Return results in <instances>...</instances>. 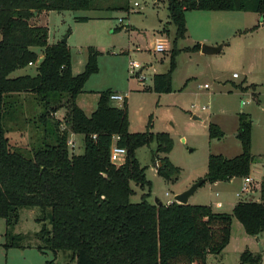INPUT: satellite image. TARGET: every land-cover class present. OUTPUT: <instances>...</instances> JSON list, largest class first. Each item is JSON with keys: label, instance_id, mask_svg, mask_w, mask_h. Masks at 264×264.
<instances>
[{"label": "trees", "instance_id": "obj_1", "mask_svg": "<svg viewBox=\"0 0 264 264\" xmlns=\"http://www.w3.org/2000/svg\"><path fill=\"white\" fill-rule=\"evenodd\" d=\"M165 1L174 33L167 70L151 76L149 90L155 94L171 90V71L178 52L175 44L186 32L185 12L264 14V0ZM118 9L129 11V5L118 0H0V219L4 220L8 241L4 247H19L16 240L23 239L12 232L19 211L38 208L49 227L43 224L35 234L42 242L36 248L55 256L70 252L75 264H206L207 255H218L227 245L231 218L249 237L264 231V185L257 201H237L230 213L213 212L206 205L149 203L150 183L135 152L153 143L151 162L158 163L156 175L174 182L179 169L166 157L171 138L165 132L149 131L150 118L145 131L129 132L126 100L114 106L111 90L98 92L96 109L86 115L76 99L89 77L98 72L99 52L88 47L82 72L73 75L68 45L61 41L49 44L47 27L31 24L42 12ZM187 50L197 51L199 45ZM32 65L34 75L9 77ZM27 96L40 106L37 123L42 131V142L31 154L11 146L4 128L6 121L14 120L23 110ZM60 109L65 114L56 120L54 114ZM61 125L64 130H60ZM250 129L249 115L239 113L235 138L240 152L232 158L208 154L205 182H227L249 174L253 162ZM69 132L82 136L81 154L69 152ZM115 136L117 146L126 151L118 166L109 160ZM207 136L219 140L223 132L209 123ZM131 182L147 189L139 203L130 201L134 194ZM260 260L258 253L245 250L238 264H260Z\"/></svg>", "mask_w": 264, "mask_h": 264}, {"label": "rangeland", "instance_id": "obj_2", "mask_svg": "<svg viewBox=\"0 0 264 264\" xmlns=\"http://www.w3.org/2000/svg\"><path fill=\"white\" fill-rule=\"evenodd\" d=\"M118 3H127L129 11H51L42 13L37 18V23L47 27L50 43L66 40L71 53L73 75L83 70L88 47H93L99 52L98 72L89 77L83 88L84 96L80 97L86 107V113L90 114L91 109H95L94 95L98 92L107 89L127 91L130 93L129 132L145 131L150 118L149 131L165 132L171 138L172 147L168 152V160L179 169L174 182H165L156 175L151 162L153 143L142 146L135 152L150 183L147 201L154 204L156 199L159 203L166 204L174 195L203 178L201 176L206 171L209 153L219 152L226 158H232L239 153L235 130L240 112L250 115L252 151L264 155V14L213 12L209 13L212 18L209 15L207 20H203L200 17L204 14L203 11L185 12L184 17L191 37L184 36L176 41L175 48L178 52L174 56L170 92L155 94L137 90L143 91V87H150L151 76L165 72L168 67L174 27L168 23L166 1L118 0ZM134 3H137V6H134ZM78 18L87 20L78 21ZM34 21L35 19H32L31 23ZM205 21L212 26L209 28L212 36L223 39V48L210 55L202 54L200 48L197 51H188L187 49L195 44L193 37L199 34L197 25ZM117 28L120 30H116ZM162 29L166 31L162 32ZM155 39L163 45V51H153ZM200 45L207 46L205 43ZM129 61L143 66L140 72L144 78L143 87L135 77H129ZM34 74L32 65L11 73L9 77ZM252 93L256 94L257 102L252 99ZM241 102L243 105H240ZM22 103L23 110L19 111L14 120L6 121L4 128L11 146L31 154V150L42 142V131L37 123L40 106L28 96ZM112 104L116 107L120 105L119 102ZM64 114L65 110L60 109L54 114V119L62 120ZM193 115L197 120L192 119ZM213 122L218 123L223 137L209 142L207 124ZM64 129L65 126L61 125L60 130ZM69 139H72L75 145L72 150L68 146L69 152L81 154L82 136L69 132L67 140ZM258 171L259 175L264 177V171ZM196 176L199 178L190 182ZM254 179L259 180L260 177L254 176ZM208 184L203 183L197 187L187 198L186 204L208 206L209 201L215 199L214 193L224 189L223 194L228 203L218 211L230 213L229 203L237 200L233 193L238 187V179L232 178L229 184L222 183L217 188H211ZM130 187L134 191L130 201L139 203L147 189H141L133 182ZM257 195L259 192L255 191L254 196ZM43 224L49 227L48 219L40 209H21L19 221L12 232L14 235H22L23 239L16 240L19 247L5 248L4 244L8 242L4 235L5 223L0 219V264H75L70 252H58L55 256L49 250L39 251L36 248L42 245L35 234ZM245 250L253 254L258 253L260 264H264V231L257 240L252 239L245 235L240 224L231 218L227 245L218 255H207L205 262L238 264L240 253Z\"/></svg>", "mask_w": 264, "mask_h": 264}, {"label": "crops", "instance_id": "obj_3", "mask_svg": "<svg viewBox=\"0 0 264 264\" xmlns=\"http://www.w3.org/2000/svg\"><path fill=\"white\" fill-rule=\"evenodd\" d=\"M49 12H51V11H49ZM49 12H42V13H49ZM42 13H40L39 15H35V17H34V19H35V21L34 22H32L31 24H33V25H40V24H38L37 23V18H39L40 17V15L42 14ZM203 13L204 14H201V18L203 19V20H207V18H209L210 16H211V14H209V13H213V12H208V11H203ZM210 15V16H209ZM184 16H185V13H184ZM211 18H212V16H211ZM211 18H210V20H211ZM184 21H185V29H186V32H185V36H188V37H191V35L189 34V28H188V24H187V21H186V19H185V17H184ZM199 22H201V21H199ZM43 26V25H42ZM212 26H209L208 24H207V21H205V23L204 22H202L199 26L197 25V28L199 29V34L198 35H196V37H193L194 38V40H196L195 41V43H197V44H199V48H200V44L202 43V44H206L207 46H210V47H216V46H220V50L219 51H221V49L223 48V39H221V37L220 38H218V37H214V36H212V34L210 33V30H209V28H211ZM58 42V41H57ZM48 43L49 44H54V43H56V42H49L48 41ZM218 51V52H219ZM82 72V71H81ZM80 72V73H81ZM77 74H79V73H77ZM76 74V75H77ZM75 75V74H74ZM138 82V81H137ZM138 83H141V82H138ZM141 85H142V83H141ZM142 87H143V85H142ZM149 88L150 87H148V88H145V87H143L142 88V90L143 91H141L140 89H138L137 90V92H145L146 90H147V92L148 91H150L149 90ZM107 90H111V89H107ZM112 92H113V94H120V95H123L124 96V100H126V103H127V108H128V102H129V98H130V93L129 92H127V91H113V90H111ZM101 92V91H100ZM151 92V91H150ZM83 93H85V91L83 92ZM83 93H81L78 97H77V104H78V106L84 111V113L86 114V115H90L95 109H96V107H95V109H91L92 111H91V113L89 114V113H86V111H85V105L83 104V100L80 98V97H82V96H84V95H82ZM153 93V92H152ZM94 97H95V102H96V104H97V100H98V93L96 94V95H94ZM252 99L253 100H255L256 102H257V97H256V94H254V93H252ZM240 105H243V102H242V104L240 103ZM119 106H121V104L119 105ZM240 113H243V112H240ZM245 114H247V115H249L248 113H245ZM249 117H250V115H249ZM192 119L193 120H197V117L196 116H192ZM209 124V123H208ZM207 124V125H208ZM212 124H215L216 126H218L219 127V125H218V123H216V122H213ZM236 127H237V123H236ZM219 129H220V127H219ZM221 130V129H220ZM235 135H236V130H235ZM207 139H208V136H207ZM236 139V138H235ZM208 141L209 142H212L213 140H209L208 139ZM238 142V141H237ZM239 149H240V147H239ZM252 144L250 143V154H251V156H252V158H253V162L251 163V165H250V169H249V175L252 177V178H254V176H257L258 175V177H260V181H262L263 182V184H264V177L262 176V174L261 175H259V172L260 171H258L259 169H261V171H264V162L262 161V158L264 157V155H259L258 153H255V151H252ZM240 152V151H239ZM210 154V153H209ZM212 154H219V155H221V156H223L221 153H219V152H217V153H213L212 152ZM236 154V153H235ZM237 154H239V153H237ZM236 154V155H237ZM236 155H234V156H236ZM166 157L168 158V154L166 155ZM224 157V156H223ZM255 157H257V159H255ZM226 158V157H225ZM170 161V160H169ZM206 172V171H205ZM205 174V173H204ZM204 174L201 176V177H203L204 176ZM254 174H256V175H254ZM195 179H191L190 180V182H194V180H196L197 178H199V177H194ZM236 179H238V187H237V189L235 190V192L239 189V186H240V183H241V178H236ZM232 180V179H231ZM231 180H229V181H227V182H214V183H209L208 185L211 187V188H217L218 186H220L222 183H226V184H229L230 182H231ZM257 180V179H256ZM203 183H207V182H203ZM202 183V184H203ZM179 192V191H178ZM181 192V191H180ZM234 192V193H235ZM224 193V189H222L219 193H217V192H215L214 193V200H211V201H209V207H210V209L213 211V212H219L218 211V209H220L224 204H227L228 202H227V197H225L224 195L225 194H223ZM233 193V194H234ZM178 194V193H177ZM222 196V197H221ZM254 198L255 199H258L259 198V195H257V197H255L254 196ZM237 202V200L234 202V203H229V209L231 210L232 209V207H233V205L235 204ZM259 236V235H258ZM258 236H256V237H251L252 239H255V240H257L258 239ZM230 237V236H229ZM206 261V260H205Z\"/></svg>", "mask_w": 264, "mask_h": 264}, {"label": "built area", "instance_id": "obj_4", "mask_svg": "<svg viewBox=\"0 0 264 264\" xmlns=\"http://www.w3.org/2000/svg\"><path fill=\"white\" fill-rule=\"evenodd\" d=\"M134 6H137V3H134ZM163 50H164L163 45L157 39H155L153 51L161 52ZM127 69H128L129 77H135L138 82L143 83L144 78L143 76L140 75V72L143 69V66H141V64L135 61H129ZM232 77L234 78L235 75H232ZM205 87L206 85L204 84L203 88ZM110 100L112 102H119L120 104H122L124 102V96L120 94H112L110 96ZM117 140H118L117 136L113 137V142L109 153L110 162L116 166L121 165L124 162L126 156L125 149L117 146L116 144ZM67 145L71 148V150L75 147L74 141L72 139L67 140ZM262 161L264 162V157L262 158ZM153 167L154 169L157 167V162H153ZM261 184L262 181L256 180L248 174L247 176L241 178L239 189L234 193V197L237 199V201H257L259 198L258 199L254 198V192L255 191L260 192ZM171 202H174L173 198L171 200H167L166 205L170 204Z\"/></svg>", "mask_w": 264, "mask_h": 264}, {"label": "water", "instance_id": "obj_5", "mask_svg": "<svg viewBox=\"0 0 264 264\" xmlns=\"http://www.w3.org/2000/svg\"><path fill=\"white\" fill-rule=\"evenodd\" d=\"M61 42L66 43V40L63 39ZM220 50V46L216 47H210L205 45H200V52L202 54L210 55L217 53ZM41 59H39V62ZM205 180L203 178L198 179L196 182H194L191 186H189L186 190L176 194L173 196V201L180 205H186L187 198L194 192V190L199 187ZM154 204H156V199H154ZM160 203H157V206H159Z\"/></svg>", "mask_w": 264, "mask_h": 264}]
</instances>
